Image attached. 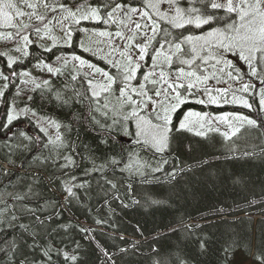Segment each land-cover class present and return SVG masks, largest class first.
<instances>
[{"label":"trees","instance_id":"trees-1","mask_svg":"<svg viewBox=\"0 0 264 264\" xmlns=\"http://www.w3.org/2000/svg\"><path fill=\"white\" fill-rule=\"evenodd\" d=\"M84 2L71 0L73 7ZM91 3L95 6V0ZM133 19L144 22L138 17ZM39 26L41 37L50 34L49 29ZM80 27L111 33L117 30L115 24L101 21H82ZM129 28L124 29L127 35L132 34ZM9 31L16 30L0 26V53L7 54L0 56V89L4 91L0 96V249L5 247L4 241L15 237L19 246L16 264L25 257L29 262L42 264L44 247L52 248L53 264H236L241 254L261 264L257 256H264V112L259 111L260 77L248 75L250 69L244 62L229 57L240 69L242 79L228 83L233 89L244 83L255 85L247 93H236L253 107L224 104L223 100L199 104L196 98L189 99L172 113L168 146L157 152L135 142L134 122L109 133L101 126L112 124L111 114L106 118L95 112L93 120L89 101L81 103L82 98L75 94L85 91L83 76L92 70L87 66L80 68L79 62L71 59L72 54L115 72L107 59H118L119 51L113 52L111 44L97 45V37L74 31L73 43L68 46L63 42V30L51 35L56 37L55 42L51 37L49 42H43L42 38L34 39L32 35L37 33L29 28L25 34L33 43L27 46L29 55L24 56L15 49L22 41L3 38ZM136 40L142 44L139 35ZM111 43L118 49L124 45L119 38ZM47 47L52 51L46 52ZM133 51L138 55V50ZM62 54L68 57L66 65L63 60L56 61ZM9 56L16 58L12 68L7 64ZM39 60L59 72L52 74L43 65L37 66ZM146 62L151 64V58L146 57ZM13 70L30 75L12 76ZM144 70L138 73L140 80ZM3 76H9V80L6 82ZM72 76L77 79L73 81ZM44 80L50 82V88L43 86ZM33 81L41 88H35ZM228 83L209 81V85L222 88ZM56 93L68 102L58 101ZM199 98H203L202 92ZM10 109L22 111V115L9 122ZM189 110L208 113L209 120L222 113H239L258 123L240 127L239 122L233 121L240 129L233 136L227 125L218 122L215 126L211 122L201 129L205 135L199 136L195 129H179ZM49 119L61 124V148L51 144L44 147L49 134L57 133L47 123ZM45 125L51 127L46 128L47 134L40 130ZM125 127L133 135L126 134ZM209 127L219 131H209ZM225 131L230 132L229 139L222 135ZM64 157H71L74 163L67 164ZM113 159L117 161L115 165L111 163ZM102 165V172L93 170ZM174 169L177 174L173 178L169 174ZM66 186H71L75 195L69 196ZM18 195L25 199H14ZM36 216L50 219L41 227L35 222ZM9 222L16 225L14 230ZM20 224L29 225L28 231L19 228ZM33 230L35 237L30 234ZM34 242L36 247H28ZM64 252L77 259L66 260Z\"/></svg>","mask_w":264,"mask_h":264},{"label":"snow or ice","instance_id":"snow-or-ice-1","mask_svg":"<svg viewBox=\"0 0 264 264\" xmlns=\"http://www.w3.org/2000/svg\"><path fill=\"white\" fill-rule=\"evenodd\" d=\"M21 4L32 11H23ZM162 5L167 7L164 8ZM41 6L53 14L52 20H47L45 14L39 13L38 9ZM56 14H60L59 20H56ZM25 16L29 21L35 18L36 23L24 22ZM134 17L144 22H137L133 19ZM17 18L20 19L19 24L15 23ZM53 21L64 31L65 45H72L73 32L76 31L84 32L89 38L97 37V45L111 44L113 52L119 51L118 59H107V63L115 69V72L97 67L74 53L71 56L73 61L79 62L80 68L87 66L92 70L83 76L87 84L85 91H76L75 94L82 98L81 103L83 100L89 101L93 109L90 113L93 120H95V112H100L106 118L111 114L112 124L101 126L106 127L109 133L114 128L134 122L135 142L162 152L168 146L172 131V113L189 99L196 98L195 102L199 104H217L223 100L224 104H242L244 107L252 108L253 105L244 96L236 93H247L255 85L244 83L239 89H233L228 83L242 79L240 69L235 66L230 56L237 57L248 66L250 69L248 75L260 77L259 111L264 112V0H127L126 3H118L116 0H95V6L91 0H85L84 3L76 4L75 7L72 6L71 0H19V3L14 0H0V26L16 30L7 32L3 38L13 42L22 41L23 47L18 46L16 51H22L24 56L29 55L26 49L33 43L29 35L25 34L26 30L31 28L39 34L41 32L39 25H43L47 31ZM82 21L115 24L117 30L111 33L96 28H81ZM129 24H133L134 27L129 28ZM125 28H129L132 34L127 35L124 32ZM177 30H181L178 35ZM185 32L188 34L185 35ZM137 35L143 38L142 44L135 43ZM116 38L124 41L122 49H118L111 43ZM51 39L55 42L56 37L53 36ZM134 49L138 50V55L133 51ZM44 50L51 52L52 48L47 47ZM89 50L85 48V51ZM99 50L103 51L102 48ZM4 55L7 54L0 53V56ZM146 57L151 58V64L146 62ZM61 60L65 65L68 63V57L63 54L56 57L57 62ZM15 63L16 58L9 56L8 67L12 68ZM40 65H43L49 73L59 72V69L43 60L38 61L37 66ZM142 70H144L143 78L140 80L138 73ZM11 75L27 77L30 73L26 71L16 73L13 70ZM3 78L6 82L9 80V76H3ZM76 79V76H72L73 81ZM210 80H215L216 84L228 83V87L211 86ZM136 81L139 83H134ZM22 83L27 84L29 81L22 80ZM32 83L35 88H41V84H36L34 81ZM42 84L45 88H50L48 80L42 81ZM7 87L8 84L5 83L4 88ZM201 92L206 99L199 98ZM2 95L4 91L0 89V96ZM55 98L63 103L68 102L63 100L59 93L55 94ZM208 115V113L189 110L181 119L179 129L189 131L195 129L196 135L204 136L205 132L201 129L205 127ZM13 119L15 117L10 109L8 121L11 122ZM215 120L227 125L233 136L240 130L233 121L239 122L240 127L244 124L256 126L258 123L257 119L239 113H222L216 116ZM47 123L56 128L57 133L54 139L49 138L44 147H48L49 144L54 148L63 147L64 140L59 131L61 124L51 119ZM208 124H211L210 120ZM4 127L7 128L8 125L5 124ZM40 130L47 134V129L43 126ZM124 130L126 134L133 135L128 128L125 127ZM209 131H219V129L209 127ZM230 132L222 133L225 139L230 138ZM64 159L67 164L74 163L71 157H64ZM111 163L115 165L117 161L113 159ZM65 166L61 165V167ZM103 167V165L99 168L94 167L93 170L102 172ZM126 167L130 168L131 165ZM158 170L154 169V171ZM176 174L174 169L169 175L174 178ZM75 179L72 177V180ZM65 190L69 196L75 195L71 186H66ZM29 192H31V185ZM14 199L23 200L25 196L18 195ZM25 210L35 214L32 209L25 207ZM47 219L50 217L41 220L40 216H36L35 222L43 227ZM8 226L13 230L16 227L11 222ZM18 227L27 232L30 226L20 224ZM82 231L87 230L82 229ZM30 234L33 237L37 235L34 230ZM4 244L5 247L0 249V253L3 254V264H16L19 251L16 238L6 240ZM203 246L201 244L202 248ZM28 247H36L35 242ZM41 251L45 257L42 264H53L52 248L44 247ZM56 251L60 252L59 249ZM63 255L66 260L77 259L76 256H70L67 252ZM257 259L264 264V256L258 255ZM19 264H37V262H29L25 257Z\"/></svg>","mask_w":264,"mask_h":264},{"label":"rangeland","instance_id":"rangeland-1","mask_svg":"<svg viewBox=\"0 0 264 264\" xmlns=\"http://www.w3.org/2000/svg\"><path fill=\"white\" fill-rule=\"evenodd\" d=\"M14 2L19 3V0H14ZM20 7H21V9H22L23 11H25V12H30V11H32L31 9H28V8L24 7L23 4H21ZM38 11H39L40 14H45L47 17H50V20H52V19H51L52 16H51L50 12L47 11V9H45V8H43V7L41 6V7H39ZM23 19H24V22H27V21L29 20L27 16H25ZM59 19H60V14H56V20H59ZM31 21H32V22H36V21H35V18H33ZM15 23H16V24H19V23H20V19L17 18V19L15 20ZM49 26H50V28H49L50 34L45 33L44 36L42 35V37H41V34H42V33H40V34H33L32 37H33L34 39H36V40L42 38V41H43V42H49V41H50V37H51V35H54L55 32H59V31L62 30L61 27H60V25L57 24L55 21H53ZM48 33H49V32H48ZM139 37H140V36H139ZM141 39H142V41H140V42L143 43L144 40H143V38H141ZM135 41H136V42H139L138 40H135ZM3 42H4V41H3ZM52 43H54V42L52 41ZM137 44H139V43H137ZM20 47H23V43L20 44ZM15 49H16V48H15ZM15 49H12V50L15 51ZM11 57H12V56H11ZM203 98L206 99V97L204 96V94H203ZM12 115H13L14 117H18L19 115L21 116V115H22V111H16V110H13ZM193 119H196V118L193 117ZM12 121H13V120H12ZM208 121H209V118L207 117L206 120H205V126L208 125ZM210 121H211L212 123H214L215 126H218V122L215 120V118L211 119ZM45 128L48 129V128H51V127H48V125H45ZM52 128H53V127H52ZM54 130H56V129L54 128ZM49 137L53 139V138L55 137L54 133L51 132V133L49 134ZM245 259H246V258H245L242 254H241V255H238V256H237L236 264H256V263H253L250 259H246V260H245Z\"/></svg>","mask_w":264,"mask_h":264},{"label":"water","instance_id":"water-1","mask_svg":"<svg viewBox=\"0 0 264 264\" xmlns=\"http://www.w3.org/2000/svg\"><path fill=\"white\" fill-rule=\"evenodd\" d=\"M25 127V126H24Z\"/></svg>","mask_w":264,"mask_h":264}]
</instances>
